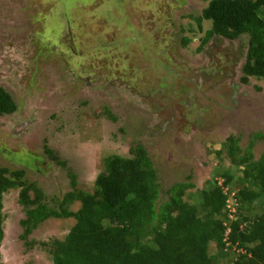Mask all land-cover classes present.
I'll list each match as a JSON object with an SVG mask.
<instances>
[{
	"label": "rangeland",
	"instance_id": "rangeland-1",
	"mask_svg": "<svg viewBox=\"0 0 264 264\" xmlns=\"http://www.w3.org/2000/svg\"><path fill=\"white\" fill-rule=\"evenodd\" d=\"M210 1L0 0V87L18 106L0 115V167L25 169L47 198H62L72 176L77 188L92 189L106 157H128L142 144L161 186L158 205L180 182L193 185L184 200L199 205L200 191L217 181L237 215L247 183L226 143L239 138L242 156L254 139L253 158L264 154L255 137L264 133V79L241 83L246 37L217 36L197 50L212 24L198 31L195 18ZM252 205L246 214L255 218L260 201ZM3 214V264H53L38 242L64 239L77 221L46 220L31 246L21 238L18 188L5 193Z\"/></svg>",
	"mask_w": 264,
	"mask_h": 264
},
{
	"label": "trees",
	"instance_id": "trees-1",
	"mask_svg": "<svg viewBox=\"0 0 264 264\" xmlns=\"http://www.w3.org/2000/svg\"><path fill=\"white\" fill-rule=\"evenodd\" d=\"M195 20L198 31L205 21L212 24L197 50L215 35L228 40L246 37L241 82L264 79V0H212ZM191 41L190 37L182 39L184 45ZM17 108L10 93L0 87V115L13 114ZM255 135L264 140V133ZM238 142L232 136L226 143L232 166L242 168L247 183L237 191L234 217L217 181L200 191L199 205L184 200L193 185L182 182L171 187L168 200L158 205L161 186L142 144L132 147L128 157H106L92 189L77 188L72 176L73 189L62 198H47L36 182L25 178V169L0 167V264L5 236L3 198L16 188L26 214L21 238L31 246L36 241H29V236L46 220H77L64 239L38 242L50 253L53 264H264V154L259 160L253 158V139L240 156ZM45 152L58 160L50 148ZM225 175L229 177L224 184L229 185L233 176ZM255 200L260 201L262 211L252 218L246 212ZM78 202L76 210L71 208Z\"/></svg>",
	"mask_w": 264,
	"mask_h": 264
},
{
	"label": "flooded vegetation",
	"instance_id": "flooded-vegetation-1",
	"mask_svg": "<svg viewBox=\"0 0 264 264\" xmlns=\"http://www.w3.org/2000/svg\"><path fill=\"white\" fill-rule=\"evenodd\" d=\"M216 37H217L216 35L211 37V39H210V40L208 41V43H207V48H208V46H209V42H210L211 40H212V41H211L212 43H215V42H214V40H215L214 38H216ZM213 39H214V40H213ZM229 41H232V40H229ZM237 41H241V40L238 39ZM66 42H67V41H66ZM206 51H207V50H206ZM144 52H145L146 55L148 54V55H147L148 58H149V57H152V58L156 59V58H155L156 55H155V54H154V55H153V54L150 55L149 50H148V51L144 50L142 53L144 54ZM142 53H141V55H143ZM145 54H144V55H145ZM144 55H143V56H144ZM159 57H160V59H162L161 56H159ZM245 59H246V55H245ZM65 64H68V62H66ZM68 65H70V64H68ZM149 70H151V69H149ZM78 72H79V71H78ZM148 72H149V71H148ZM146 73H147V72H146ZM86 76H88V75H86ZM87 78H88V77H87ZM241 83H242V82H241Z\"/></svg>",
	"mask_w": 264,
	"mask_h": 264
}]
</instances>
